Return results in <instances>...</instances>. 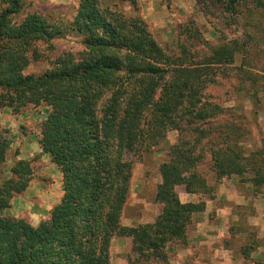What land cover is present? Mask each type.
I'll return each mask as SVG.
<instances>
[{
  "label": "trees",
  "instance_id": "16d2710c",
  "mask_svg": "<svg viewBox=\"0 0 264 264\" xmlns=\"http://www.w3.org/2000/svg\"><path fill=\"white\" fill-rule=\"evenodd\" d=\"M121 1L131 12L101 0H76L73 18L62 27L38 12L22 15L23 0H0V109L48 107L37 143L61 174L62 189L37 225L8 214L31 179L29 162H14L12 177L0 182V264H111L118 237L131 239L128 264H171L173 249L187 245L193 214L205 207L202 199L182 202L176 188L215 199L197 169L206 155L217 182L249 170L252 187L264 186V144L245 157L243 127L217 121L225 109L204 97L216 69L244 56L246 43L231 39L198 55L178 40V51L168 53L149 31L137 0ZM220 2L231 22L243 5L264 15V0ZM192 31L198 34L191 29L189 37ZM66 32L81 36L77 57L67 52L40 74L24 73L39 57L35 42L51 44ZM237 69L254 84L243 62ZM169 130L177 132L173 144L166 142ZM162 142L154 220L123 225L132 156ZM10 143L0 130V166Z\"/></svg>",
  "mask_w": 264,
  "mask_h": 264
},
{
  "label": "rangeland",
  "instance_id": "374dc122",
  "mask_svg": "<svg viewBox=\"0 0 264 264\" xmlns=\"http://www.w3.org/2000/svg\"><path fill=\"white\" fill-rule=\"evenodd\" d=\"M195 1V6L176 8L174 6L176 4H173L171 0H166L169 12L173 13V19L164 25L145 20L152 36L168 53L178 51V40H183L193 54L198 55L207 54L213 47L231 39L246 43L247 52H244V56L238 53L233 64L222 66L219 70L216 69L215 80L207 85L204 96L208 101L225 109L224 114L217 121L231 120L243 127L244 142L241 147L246 157L248 152L264 144V15L256 10L250 13L246 5H243L239 17L231 22L227 11L222 10L221 0ZM101 3L127 13L131 12L130 5L121 0H101ZM76 6V0H23L22 15L38 12L52 23L63 27L65 22L73 18ZM251 22L257 23L249 25ZM191 29L197 30L198 34L192 31L194 36L189 37ZM80 41L81 36L66 32L52 40L51 44L42 41L35 42L32 47L39 57L32 58L24 73L40 74L51 68L55 59L67 52L77 57L81 51ZM242 62L245 70L250 71L255 77L254 84L246 80L237 69ZM47 111L48 107L45 104L36 106L28 104L17 112L11 108L0 109V130L5 131V136L11 140L6 159L0 166V182L12 177L9 169L15 161L24 159L29 162L30 183L24 192L16 195L25 198L16 212L19 217L21 216L33 225H37L48 217L47 213L42 215L41 211H46L47 207H53L58 197L62 195L61 174L55 170V165L52 166L49 155L38 150L35 144L39 126L46 117ZM176 140L177 132L167 131L166 142L173 144ZM165 147V143L162 142L151 146L142 154L136 153L132 156L133 179L128 201L121 214L122 224L131 220L132 226H135L141 223L140 218H150L156 213L157 203L154 201V195L156 186L161 181L158 168L159 164L165 160ZM210 165V156L206 155L197 169L205 176L208 185L215 189L217 181ZM237 176L241 182H250L252 172L248 170L243 175ZM176 191L178 196L181 191L184 192L181 187H177ZM251 192L264 205V186L252 187ZM137 198L143 199V202H137ZM7 213L12 215L10 208ZM194 218L195 222L197 216ZM244 229H246L245 243H249L255 230L248 226ZM232 244L236 250L241 245L239 241H234ZM189 245L188 238L187 245L176 246L173 249L170 253L171 264L190 262L192 255L186 259L178 256L179 251ZM112 251L111 247L110 252ZM125 253L127 252H124L122 257L127 261ZM194 253H196L195 249ZM116 256H113V261H116Z\"/></svg>",
  "mask_w": 264,
  "mask_h": 264
},
{
  "label": "crops",
  "instance_id": "0c3cea01",
  "mask_svg": "<svg viewBox=\"0 0 264 264\" xmlns=\"http://www.w3.org/2000/svg\"><path fill=\"white\" fill-rule=\"evenodd\" d=\"M165 1L137 0L142 17L158 25H164L173 19V13L169 12ZM171 1L176 4L174 5L176 8L196 5L195 0ZM35 144L40 150L37 141ZM51 164L54 166L53 163ZM54 168L58 172L55 166ZM251 190L250 182H241L237 175H231L217 182L214 189L215 199L204 194L181 191L179 198L182 202H198L202 199L205 201V207L202 211L193 214L191 222L193 225L188 228L190 245L179 251V258L186 259L192 255L188 264H255L257 260L264 261V205L257 196L252 194ZM60 197L61 195L54 204L59 201ZM136 200L143 202L140 198ZM23 201L25 198L21 196L12 199L10 213L13 216L19 217L16 210ZM51 207H47L46 211H41L42 215L47 213ZM154 215L150 218L142 217L139 222L150 223L154 220ZM195 216L197 219L194 222ZM123 225L132 226L133 224L129 220ZM245 226L255 230L249 243H245ZM234 241L241 243L237 250L232 244ZM130 246L129 237L114 238L111 244L113 248L111 264H128L122 254L128 252ZM114 255H117L116 261H113Z\"/></svg>",
  "mask_w": 264,
  "mask_h": 264
}]
</instances>
